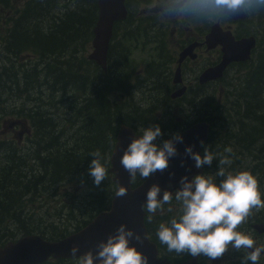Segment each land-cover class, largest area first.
<instances>
[{
  "label": "rangeland",
  "instance_id": "rangeland-1",
  "mask_svg": "<svg viewBox=\"0 0 264 264\" xmlns=\"http://www.w3.org/2000/svg\"><path fill=\"white\" fill-rule=\"evenodd\" d=\"M29 1L30 0H12V6H0V118L2 117L0 120V141L5 138L16 140L11 132H9V134L4 132V126L8 128L9 123L12 121L27 122L25 116H30L32 119L33 114L37 112L39 115L51 117L56 130L55 134L61 140L62 149L69 148L70 146L82 149L85 141L84 133L94 134L93 129L92 131L87 129L90 122V118L87 117L88 114H83L79 110L81 107L79 102L85 97L80 95L83 90L76 89L75 85L53 87L51 73L59 71L60 69L70 70L74 75L82 76V78H79L80 80H86L84 78L86 75H89L88 79L95 76V78H92V83L88 80H86L87 83H85L87 85L86 91H89L90 95H93L94 91H101L102 88H104V91H109V85H111L110 91L120 89L126 84L130 74L128 72L122 77H120V74L117 76L115 75L109 78L107 83L104 84V82L100 80L102 77H99L100 73L97 70L93 71L82 63V61H88V56L93 51V35L91 31L92 28L88 30L89 28L85 24H81L93 9L87 5L81 6L79 4L76 7V2L78 0H55L53 4H44L42 10L40 7L41 5H39L35 9V11L40 13L38 18L29 24L30 33L26 37H29L30 40L25 38L23 41L24 50L17 54L8 52L6 46L13 37L10 35L9 30L15 27L14 20L24 10L25 5ZM40 1L41 0H37L38 3ZM128 4L131 12L130 19L135 20V22L139 21L140 27H145L146 25L152 26L156 23L152 15L141 14L140 12L141 10L149 9L148 6L143 5L139 10L135 5V0H128ZM154 14L156 20H160L156 12ZM63 21L70 24L69 31L67 32H64L60 28V26L63 25ZM167 25L168 29L174 27L173 21H167ZM222 25H232L234 32L242 36L246 32L252 30L251 25L247 21L231 23V19H227ZM257 25L259 31L264 29L263 23H257ZM35 29L41 31L38 35L40 40L37 42L44 47L43 50H38L32 45V39L34 37L32 32ZM158 40L159 39H153L152 37L151 40H148L139 34L138 39L129 41L123 35V45L128 50V66L131 68L132 74L135 75L133 80L135 85L142 81L141 78H139V73L143 69L145 61H150L152 66H155L157 61H160L161 50ZM38 52L43 55L42 58L36 55ZM120 64L122 65L121 62ZM19 66H24V68L18 69L17 67ZM245 69L246 68L241 67H231L228 71V79L232 77L234 80H238L245 74ZM122 71L126 73L127 70H124L123 67ZM145 77H147V75ZM230 81L231 79L229 83ZM148 82L149 81H147V83ZM78 83L83 82L77 81V84ZM236 85H238V83H230L229 85L230 91H238L232 95L234 104H246L251 106V109L255 108V105H258L260 109L253 111V113H258V115L263 114L264 116V100H262L264 99V93H262L264 92V81L257 82L250 76L241 81L240 87ZM220 88L222 89L220 90ZM217 89L218 91H205L204 93L201 91H190L184 100H179L178 97L173 99L171 94L174 91H145L139 88L138 91H131V93H133L131 96L126 92H123L125 96L117 93L122 99V106H120L118 99H116V104L110 106L111 117L117 120L118 124L124 122L132 125L136 128L138 133H140V128H147L159 124L163 135L157 139L156 143L162 145L164 141L179 134L189 125L200 120H210L207 111L212 110L214 105L211 106V104H215L216 101L221 103L220 99L223 97L224 92L228 91L227 82L219 84ZM261 94H263L262 97ZM79 96L82 98H78ZM114 98L116 97L114 96ZM113 107L119 108V111ZM260 110L261 112H259ZM79 111L80 113L77 114ZM77 116L80 118L79 121ZM24 125L26 130L27 124ZM29 126H31V124ZM172 127L177 128V130L170 132ZM13 128L17 132H20L22 130V125L17 123L14 124L11 129ZM24 134H26V131L23 135ZM32 144V140H29L26 136L21 145L27 147L24 148L26 152L23 150V154L21 155L8 152V150L11 149L9 146L1 148L0 167L2 168L0 169V184L1 181L2 183H7V178L10 175L8 168H10L11 165L13 167L16 165L15 162L9 161L7 156L23 157L25 159L31 151H36V146H33L31 151L28 148ZM103 151L104 149L101 147V152ZM5 156L6 158H4ZM218 170L219 169L216 168L210 170V173H212L211 176H213L214 179L215 172ZM7 174L9 175L6 176ZM83 175V173L79 174V176ZM80 181L81 180L77 178L68 186L70 190L68 196H66L63 190H55L51 193L50 197L38 196L41 193L38 191L32 196L25 197L27 200L26 212H31L33 216H35L37 212L40 214V220L34 221L36 223V229L44 233V235H42L43 237L48 239L52 237L50 233L44 230L52 224H60L71 220V213L68 209L72 207L73 200L82 198L87 194V191L84 190ZM25 184L26 182L14 183V185L11 186V190L16 191L24 189ZM44 187H46V185ZM259 188L261 193H263V188H261L260 185ZM17 193L19 194V192ZM3 194L4 193H0V200L3 199ZM24 195H22L20 199L18 198L16 201H13L14 207L12 214L16 217L25 216L21 212L22 202L20 203ZM62 207H65L64 212H61ZM168 207L169 205H165V211L163 213L158 212L153 216L151 222L147 219L152 240L156 242H160L156 236L158 226L161 222H165L162 220V217L165 216L167 219L166 221H168L173 215H176L179 209V205L175 201H173L171 205L174 209L173 212H167ZM89 211L88 208L85 209V213H89ZM72 214L75 217H80L77 210H74ZM3 216H6V214ZM255 223H264V209L255 212L246 223L240 226L239 230L251 235L252 238L258 242L257 245L261 246L264 245V235L261 236L252 229V224ZM74 229L73 227L70 232L74 233ZM161 247L167 251L166 246L161 245ZM166 253L167 252H165V254ZM167 254L169 258H175L177 255L169 252ZM243 254V251L236 252L235 250H230L223 259L218 260V262H211L207 260V258L202 257V264H241V257ZM181 256V259L191 257L187 255ZM62 264L76 263L65 261ZM259 264H264V257L260 259Z\"/></svg>",
  "mask_w": 264,
  "mask_h": 264
},
{
  "label": "trees",
  "instance_id": "trees-1",
  "mask_svg": "<svg viewBox=\"0 0 264 264\" xmlns=\"http://www.w3.org/2000/svg\"><path fill=\"white\" fill-rule=\"evenodd\" d=\"M54 1L55 0H41L38 3L37 0H30L25 5L24 10L14 20L15 27L9 30L13 37L6 46L8 52L17 54L24 50V39L27 38L30 40L29 37H26L30 33L29 24L33 20H36L40 14L38 11H35V9L41 5L40 7L42 10L44 4L50 5L53 4ZM78 4L81 6L87 5L93 9L81 24H85L89 28L88 30H90V28L95 25L98 18L97 0H78L76 2V7ZM3 5L12 6V0H0V6ZM245 21L249 22L252 30L246 32L244 35L254 36L258 44L253 53V58L245 69V74L238 80L231 79L230 81L232 84L238 83V85H236L237 87L241 86V81L244 78L250 76L257 82L264 81V29L262 31L257 29V23L264 24V11L247 15ZM241 22L242 21H240V23ZM69 26L70 24L63 21V25H61L60 28L64 32H67L69 31ZM40 33L41 31L39 29H35L32 32L34 35L32 45L38 50H43L44 47L37 42L40 40L38 38ZM125 37L129 41L136 39L135 33L134 35H125ZM148 38L151 40L150 36H148ZM127 53L128 50L126 49V55ZM116 54L118 56L116 59V69L111 68V71H114V76L120 74V77H122L127 74L128 71H126V73L122 71L123 64L121 65L120 62L122 63L121 57L123 53H121V50L115 49L114 55ZM36 55L41 58L43 56L39 52L36 53ZM82 62L85 65L88 64V61ZM17 68L22 69L24 66H19ZM98 68L97 66L96 70L99 72ZM101 71L100 73L104 72ZM51 76L53 87L75 85L76 89L83 90L81 91L82 94L84 93L82 97L84 95L85 97L79 102L81 104L79 110L83 114H88L87 117L90 118V122L87 129L89 131L93 129L94 134L84 133L85 141L82 149L73 148L71 146L62 149L61 140L55 134L56 130L51 117L39 115L37 112L33 114L32 119L30 116H25L31 123L33 121L32 127L34 128L33 135L31 136L33 144L28 148L31 151L33 146H36V151H31L25 159L23 157L7 156L8 160L15 162L16 165L15 167L11 165V167L8 168L10 175H6H9L7 183H2L1 181L0 184V193H4L3 199L0 200V246H4L11 241H17L27 235L37 234L43 237L42 235H44V233L36 229V223L34 221L40 220V214L37 212L36 215L33 216L31 212H26V198L36 194V191L41 192L38 196L50 197L53 191L63 190L66 196H68L70 194L68 186L77 178L81 180V185H83L84 190L87 191V194L82 198L74 199L72 207L68 209L71 213V220L60 224H52L47 229H44L47 233H50L52 237L50 239L43 238L50 241H58L72 234L70 230H72L73 227L75 228V232L85 227L98 213L109 208L113 198L115 185L112 181V175L109 172V158L114 148L118 128L123 122L118 124V121L111 117V105L108 99V95L111 91H104V88H102L101 91H94V94L90 95L89 91H86L87 85L85 84L87 83L86 80H88L89 75L85 76L86 80H80L79 78H82V76L74 75L70 70L60 69L59 71L52 72ZM77 81L83 83L77 84ZM230 83H228V91H225L223 97L220 99L222 104L216 101L215 104H211V106L214 105L212 110L207 111L210 120H206L211 125V134L206 146L203 147L202 154L205 148H210V150L217 155V159L225 155L229 156L232 163L230 166L225 165V168L234 174L239 171H250L257 178L260 187L263 188L262 198H264V116L263 114L258 115V113H253V111L260 109L258 105H255V108L251 109V106L246 104H234L232 95L238 91H230ZM262 95L263 94H261V97ZM115 109L119 111V108ZM261 110L259 112H261ZM77 119L79 121L80 118L77 116ZM110 136L111 142L109 141ZM19 142L21 143L22 141L12 138L3 139L0 141V150L2 147L9 146L11 149H9L8 152L21 155L23 154V150L26 152L24 148L27 147L19 145ZM101 147L104 149L103 152H101ZM229 147L232 149V153L230 154L225 152V149ZM97 150L101 152L104 158L102 163H104L105 167L108 169L107 179L98 187L94 184L93 178L89 175V166L93 159L91 153ZM4 158H6V156ZM1 168L2 167H0V169ZM214 168L219 169L218 161H213L211 166L205 165L206 173H208L209 176L212 175L210 170H214ZM80 173L84 175L79 176ZM220 179L222 178L215 177L217 183H219ZM18 182H26L24 185L25 188L16 191L11 190V186ZM138 184L139 183H136L135 186ZM45 185L46 187H44ZM17 192H19V194ZM22 195L24 196L20 201V203L22 202L21 212L25 216L16 217L12 214L14 207L13 201H16L18 198L20 199ZM86 208L90 210L89 213H85ZM64 209L65 207H62L61 212H64ZM74 210L79 212L80 217L73 216L72 212ZM5 214L6 216H3ZM162 220L166 221L167 219L163 216ZM65 261H72L77 264V260L75 259L51 260V262L44 264H62Z\"/></svg>",
  "mask_w": 264,
  "mask_h": 264
},
{
  "label": "clouds",
  "instance_id": "clouds-1",
  "mask_svg": "<svg viewBox=\"0 0 264 264\" xmlns=\"http://www.w3.org/2000/svg\"><path fill=\"white\" fill-rule=\"evenodd\" d=\"M149 10L155 9L162 21H182L188 24H219L238 15H252L264 11V0H150ZM132 142L124 150L121 166L132 180L137 177L148 180L157 172H164L169 167L170 158L177 155L176 142L183 137L176 134L163 144L156 141L163 135L159 124L139 129ZM111 142V136L109 137ZM232 153L231 147L225 149ZM186 154L195 161L197 169L219 162L215 177L222 178L219 183L213 176L198 174L189 180L184 176L181 187L173 191H163L158 184H153L147 194L143 210L151 222L158 212H173V201L179 205L176 215L161 222L156 231L160 243L169 253L191 256L193 259L204 257L213 262L222 260L230 251H243L241 264H259L264 245L257 246L251 235L240 231L242 224L264 209V198L257 178L250 171L235 174L228 171L232 160L225 155L217 159L210 148L203 154L186 149ZM89 175L98 187L107 179L108 169L99 150L91 153ZM128 189L119 186L114 198L124 197ZM161 193H163L162 199ZM142 236L121 225L106 241H101L95 253L89 251L80 256L77 264H149V257L132 246V241H142ZM80 251L78 246L71 249L72 255Z\"/></svg>",
  "mask_w": 264,
  "mask_h": 264
},
{
  "label": "water",
  "instance_id": "water-1",
  "mask_svg": "<svg viewBox=\"0 0 264 264\" xmlns=\"http://www.w3.org/2000/svg\"><path fill=\"white\" fill-rule=\"evenodd\" d=\"M98 19L94 28L93 52L90 59L94 60L104 70L107 69L110 41L116 22L127 17L126 0H97ZM247 15L234 16V19H245ZM220 24H217L212 33L207 37V43L215 40V45H223V62L215 68L207 71L205 79L221 78L223 72L232 62H245L252 59V51L256 47L254 37H245L236 40L231 30L223 33ZM20 123L23 127V122ZM211 125L207 121H198L189 128L179 133L183 137L182 142H176L177 155L170 158L169 167L164 172H157L150 179L144 180L135 186L129 173L121 166L120 160L124 150L132 142L135 130L125 124H121L116 136V144L112 152L110 172L113 174L115 191L119 186L126 187L128 193L124 197L113 198L110 207L100 212L83 229L58 241H49L39 235H27L17 241L9 242L0 247V264H44L52 259H79L80 256L92 251L95 253L97 245L101 241L114 234L121 225H127L129 229L142 236V241H132L139 251L149 257V264H170L167 259L159 257L157 244L149 237L145 224L146 212L143 205L146 203V194L153 184H158L162 192L175 191L181 187L180 180L188 176L189 180L202 169L195 167V161L186 154V149L192 147L194 152L201 153L202 146L210 137ZM137 134V133H136ZM138 135V134H137ZM114 191V192H115ZM163 193H161L162 199ZM254 229L259 234H264V224H256ZM78 246L80 251L76 256L71 249ZM263 255V254H262ZM98 264V262H97ZM179 264H198V258H190Z\"/></svg>",
  "mask_w": 264,
  "mask_h": 264
},
{
  "label": "flooded vegetation",
  "instance_id": "flooded-vegetation-1",
  "mask_svg": "<svg viewBox=\"0 0 264 264\" xmlns=\"http://www.w3.org/2000/svg\"><path fill=\"white\" fill-rule=\"evenodd\" d=\"M126 2L128 8L127 9L128 17L127 19L118 22L119 24H116L114 27L113 36L110 42L109 56L107 60V70H103L100 67L98 68L99 73L101 70L104 71L103 73H100L99 77H102L100 80L104 82V84H106L108 79L114 76V71H111V68L116 69V59L118 58L117 56L118 53L114 55V51L115 49L121 50V53H123L121 57V61L124 70H127L129 72L130 77L124 86H122L120 89L112 90L109 93L108 99L111 106H114L116 104L115 103L116 99H118V103L120 104V106H122V99L119 97L117 93H120L123 96H125L123 92H126L128 93L129 96H131L133 94L131 93V91H138L139 88L145 91H174L171 94V97L173 99L178 97L179 100H184L188 96V93L190 91H201L202 93H204L205 91H218L217 87L219 86V84H224V82H227L228 84L229 80L233 79L232 77L228 79V71L231 67L246 68L250 63V62H238V63L232 62L227 66L221 78L212 79L208 81L207 79H205V77H207V71L209 69L215 68L218 65H220L223 62V57H224L222 44L213 46L215 45V40H211L210 44L207 43V37L212 33L214 27L217 24H188L182 21H173L174 27L172 29L170 28L168 29L167 21H162L161 19L158 21L156 20L154 14L156 12L155 9H152L150 11L149 9H144L140 11L141 14L152 15L156 23L153 24L152 26L146 25L145 27H140L139 21L135 22V20L130 19L131 12H130L128 0H126ZM149 4H150V0H135V5L139 8V10L141 6L143 5L148 6ZM230 19H231V23H240V21H245L247 18L246 19L230 18ZM219 24L222 28L221 30L223 33L231 30L233 37L236 40H240L248 36V35L242 36L237 32H234L232 25L223 26L222 23ZM91 28L94 39L93 31L95 25L92 26ZM134 33L136 35V39H138L139 34H141L142 37L144 36L143 38H146L148 40H150L148 36H151L153 39H159L158 42H160V50H161L160 61H157L155 63V66H152L150 61H145V65L141 70V72L139 73V78H141L142 81L139 82L137 85H135L133 82L135 75L132 74L131 68L128 66L126 48L123 45V35L124 36L134 35ZM85 66L93 71L97 69V63L94 60L90 59L89 57H88V64ZM146 75L147 77H145ZM92 78H95V76L88 79L90 83L93 82ZM147 81L149 82L147 83ZM109 86H110L109 87V91H110L111 85ZM221 89L222 88H220V90ZM114 96L116 98H114ZM78 98H82V97L79 96ZM79 113L80 112H77V114ZM26 120L28 123L25 131L28 134H25L23 136L22 133L17 132L14 128L11 129L12 126L14 125L13 124L14 121L9 123L8 128L4 126V132L6 134H9V132H11L12 136L18 141L20 140L23 142L26 136L29 140H32L31 136L33 135L34 128L32 127L31 121L29 119ZM28 124L29 125L31 124V126H29ZM122 124L130 126L135 131H137L136 128L133 127L132 125H129L124 122ZM192 125H189L187 128H189ZM176 130L177 128L172 127L170 132H174ZM208 141L209 140H207V142ZM22 142L21 143L19 142L20 143L19 145H22ZM207 142L202 146L201 153L203 151V147L207 144ZM202 170H203L202 174L209 176V174L206 173L205 167ZM256 224H264V223L252 224V229L257 234H259L254 229V226ZM259 235L262 236L264 234H259ZM155 243L158 246L159 257L161 259H167L170 262V264H179L183 261L192 258V257H188L185 259L184 258L181 259L182 257L181 255H176L175 258L174 257L169 258L167 254L168 251L162 249L161 247L162 244L156 241ZM257 243L258 242H256V244ZM164 251L167 253L165 254ZM262 257H264V254L261 256V258ZM215 262H218V260H216ZM198 264H202V257L198 258Z\"/></svg>",
  "mask_w": 264,
  "mask_h": 264
},
{
  "label": "bare ground",
  "instance_id": "bare-ground-1",
  "mask_svg": "<svg viewBox=\"0 0 264 264\" xmlns=\"http://www.w3.org/2000/svg\"><path fill=\"white\" fill-rule=\"evenodd\" d=\"M25 103V102H24ZM20 104V103H19ZM27 107V106H26ZM7 110V109H6Z\"/></svg>",
  "mask_w": 264,
  "mask_h": 264
}]
</instances>
